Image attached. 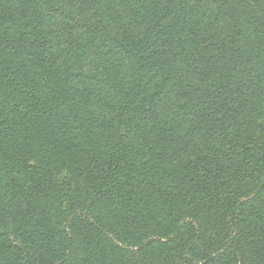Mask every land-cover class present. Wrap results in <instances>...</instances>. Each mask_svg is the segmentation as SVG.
I'll list each match as a JSON object with an SVG mask.
<instances>
[{"label":"trees","instance_id":"1","mask_svg":"<svg viewBox=\"0 0 264 264\" xmlns=\"http://www.w3.org/2000/svg\"><path fill=\"white\" fill-rule=\"evenodd\" d=\"M0 264H264V0H0Z\"/></svg>","mask_w":264,"mask_h":264}]
</instances>
